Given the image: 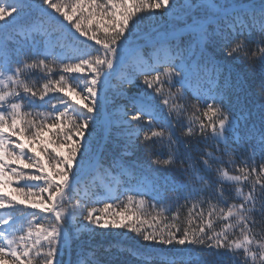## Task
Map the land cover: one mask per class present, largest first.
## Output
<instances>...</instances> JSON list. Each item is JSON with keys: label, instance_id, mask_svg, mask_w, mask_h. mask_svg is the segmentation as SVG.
<instances>
[{"label": "snow or ice", "instance_id": "snow-or-ice-1", "mask_svg": "<svg viewBox=\"0 0 264 264\" xmlns=\"http://www.w3.org/2000/svg\"><path fill=\"white\" fill-rule=\"evenodd\" d=\"M113 249L264 264V0H0V262Z\"/></svg>", "mask_w": 264, "mask_h": 264}, {"label": "trees", "instance_id": "trees-1", "mask_svg": "<svg viewBox=\"0 0 264 264\" xmlns=\"http://www.w3.org/2000/svg\"><path fill=\"white\" fill-rule=\"evenodd\" d=\"M237 71H239L237 69ZM69 78H71V76H75L77 74H66ZM55 79H58V76H54ZM33 80L34 81H39L40 80V76L39 74H36L34 77H33ZM114 84H116L117 86H119V82L118 81H114L113 82ZM26 171H31V170H26ZM106 178L105 177H101L99 175H97L95 177V180L96 182H102L103 180H105ZM88 186L89 188L92 186V181H91V178H89V181H88ZM4 191L7 193L9 191V189H4ZM149 211H151V209L149 208L148 209ZM129 235H134V234H129ZM110 239V238H109ZM109 239H104V238H101V237H97V239L95 241H93V243H96V244H107L109 242ZM124 243L126 245H128L129 247H135V241L133 240H125ZM101 251H103V249H101ZM109 255H116L119 257L120 260H125L128 262V264H135V262L133 261L132 257L129 256L126 252L125 253H117L115 249L112 250V253H110ZM0 264H2V262H0Z\"/></svg>", "mask_w": 264, "mask_h": 264}]
</instances>
